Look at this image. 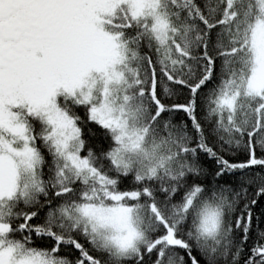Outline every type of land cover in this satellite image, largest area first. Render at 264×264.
I'll list each match as a JSON object with an SVG mask.
<instances>
[{
    "label": "snow or ice",
    "instance_id": "obj_1",
    "mask_svg": "<svg viewBox=\"0 0 264 264\" xmlns=\"http://www.w3.org/2000/svg\"><path fill=\"white\" fill-rule=\"evenodd\" d=\"M0 264H264V0H0Z\"/></svg>",
    "mask_w": 264,
    "mask_h": 264
}]
</instances>
